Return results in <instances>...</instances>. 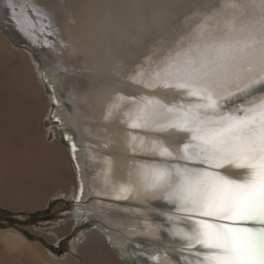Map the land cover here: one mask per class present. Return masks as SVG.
Masks as SVG:
<instances>
[{
    "label": "bare ground",
    "instance_id": "1",
    "mask_svg": "<svg viewBox=\"0 0 264 264\" xmlns=\"http://www.w3.org/2000/svg\"><path fill=\"white\" fill-rule=\"evenodd\" d=\"M7 3L0 0L1 33L48 49L39 50L41 59L31 52L28 59L0 34V205L34 212L51 197L71 198L72 226L80 233L71 246L85 263L70 254L53 264H125L135 241L156 254L149 264H166L172 246L182 242L163 230L157 239L152 229L164 219L158 209L173 206L138 195L141 172L162 159L149 150L150 140L188 134L145 132L137 106L145 96L168 106L200 102L156 83L157 74L182 78L206 65L219 72L236 63L248 76L259 74L264 0H12L17 13L24 6L19 22ZM221 42L232 47L220 52ZM48 100L53 130L66 147L48 145L42 136ZM45 255L21 233L0 231L2 264H49Z\"/></svg>",
    "mask_w": 264,
    "mask_h": 264
},
{
    "label": "snow or ice",
    "instance_id": "2",
    "mask_svg": "<svg viewBox=\"0 0 264 264\" xmlns=\"http://www.w3.org/2000/svg\"><path fill=\"white\" fill-rule=\"evenodd\" d=\"M7 7L19 22L24 6L17 13L8 0ZM31 8L40 14L35 3ZM231 47L221 42L218 51ZM261 68L253 76L239 63L222 66L219 72L206 65L205 71L182 78L157 74L156 83L184 89L200 102L168 106L145 96L137 106L139 127L145 132L175 129L188 134L150 140L149 150L162 159L144 165L141 172L138 195L173 206L158 209L164 219L152 229L153 235L163 230L182 242L172 246L166 264H264V94L257 95L258 88L264 93V59ZM241 96L247 103L237 104ZM226 167L241 171L235 175L219 171ZM175 221L192 223L176 227ZM131 243L133 258L125 264H137L135 256L142 264L157 259L139 241ZM190 256L202 259L192 261Z\"/></svg>",
    "mask_w": 264,
    "mask_h": 264
},
{
    "label": "rangeland",
    "instance_id": "3",
    "mask_svg": "<svg viewBox=\"0 0 264 264\" xmlns=\"http://www.w3.org/2000/svg\"><path fill=\"white\" fill-rule=\"evenodd\" d=\"M0 34L9 42L15 52L29 59L27 50L14 45L6 33L3 34L0 31ZM47 49L48 47L43 45V50L46 51ZM32 64L36 66L33 61ZM37 77L42 82L38 75ZM48 102L46 114L43 116L42 136L48 145H53L58 141L63 144L61 137L57 136V132L53 130L54 123L50 118L52 106L51 101L48 100ZM73 205L71 198L63 196H58V198L57 196L51 197L46 206L34 212H26L22 209L13 211L0 205V231H17L31 243L39 244L46 252L44 259L49 264H53L55 260H60L70 254H75V256L83 259L82 255L71 246L73 240L80 237L79 230L72 226V222L75 219ZM65 228H72V231L66 234L62 232ZM84 229L82 228V230ZM58 230L61 233H57ZM0 264H2L1 260Z\"/></svg>",
    "mask_w": 264,
    "mask_h": 264
},
{
    "label": "water",
    "instance_id": "4",
    "mask_svg": "<svg viewBox=\"0 0 264 264\" xmlns=\"http://www.w3.org/2000/svg\"><path fill=\"white\" fill-rule=\"evenodd\" d=\"M5 32H6V34L8 35V37L12 40V43H13L14 45L24 48V49L27 50L28 52L33 53L34 55H36L37 57H39V58L41 59V57H40V53H39V50H43V45H40V46L37 45L36 48H35V46L33 47V46H30V45L25 44V43H20V42H18L17 39H16L15 37H13V36H12L7 30H6ZM45 36L48 37L49 34L47 33ZM67 107H68V109H71V105L68 104ZM61 140H62L64 146L66 147V146H67V142H68L67 139H66V143L63 141L62 137H61Z\"/></svg>",
    "mask_w": 264,
    "mask_h": 264
},
{
    "label": "trees",
    "instance_id": "5",
    "mask_svg": "<svg viewBox=\"0 0 264 264\" xmlns=\"http://www.w3.org/2000/svg\"><path fill=\"white\" fill-rule=\"evenodd\" d=\"M33 216H37V215H33Z\"/></svg>",
    "mask_w": 264,
    "mask_h": 264
}]
</instances>
